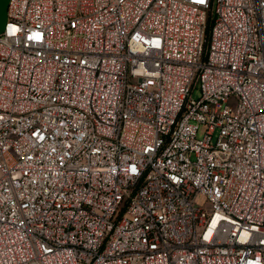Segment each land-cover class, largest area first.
I'll use <instances>...</instances> for the list:
<instances>
[{"label": "built area", "instance_id": "obj_1", "mask_svg": "<svg viewBox=\"0 0 264 264\" xmlns=\"http://www.w3.org/2000/svg\"><path fill=\"white\" fill-rule=\"evenodd\" d=\"M0 264H264V0H8Z\"/></svg>", "mask_w": 264, "mask_h": 264}, {"label": "water", "instance_id": "obj_2", "mask_svg": "<svg viewBox=\"0 0 264 264\" xmlns=\"http://www.w3.org/2000/svg\"><path fill=\"white\" fill-rule=\"evenodd\" d=\"M7 5L8 0H0V33H2L6 22Z\"/></svg>", "mask_w": 264, "mask_h": 264}, {"label": "rangeland", "instance_id": "obj_3", "mask_svg": "<svg viewBox=\"0 0 264 264\" xmlns=\"http://www.w3.org/2000/svg\"><path fill=\"white\" fill-rule=\"evenodd\" d=\"M192 98L193 99L199 98V87H198V85L195 86L194 92L192 93Z\"/></svg>", "mask_w": 264, "mask_h": 264}, {"label": "trees", "instance_id": "obj_4", "mask_svg": "<svg viewBox=\"0 0 264 264\" xmlns=\"http://www.w3.org/2000/svg\"><path fill=\"white\" fill-rule=\"evenodd\" d=\"M212 26V18H211V14L208 13V19H207V31L210 30Z\"/></svg>", "mask_w": 264, "mask_h": 264}]
</instances>
